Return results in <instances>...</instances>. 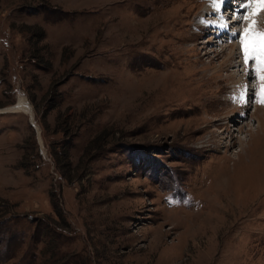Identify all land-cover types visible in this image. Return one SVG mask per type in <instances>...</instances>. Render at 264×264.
<instances>
[{"label": "rangeland", "instance_id": "1", "mask_svg": "<svg viewBox=\"0 0 264 264\" xmlns=\"http://www.w3.org/2000/svg\"><path fill=\"white\" fill-rule=\"evenodd\" d=\"M238 1L220 39L211 0H0V110L36 122L0 112V264H264Z\"/></svg>", "mask_w": 264, "mask_h": 264}, {"label": "bare ground", "instance_id": "2", "mask_svg": "<svg viewBox=\"0 0 264 264\" xmlns=\"http://www.w3.org/2000/svg\"><path fill=\"white\" fill-rule=\"evenodd\" d=\"M224 5H226V3L225 4H222L220 6V9L217 10L216 7L213 5V0H211V3L205 9V13H203L199 17L200 20H198V22L196 23L197 27H200L204 31H206L207 29H209L215 35L216 34L219 35V38L220 39H221V35H223V37H226L227 36V38H230V36L226 35V31H227V33H230L231 34V38H233V33H235V34L237 33V31L234 30L235 28H233V26L236 25V23L241 18L240 19L238 18L239 20L235 18L234 20H232L230 22H227L226 18L221 19L220 17H225L226 16V15H224V13H222L223 12L222 11V8L224 7ZM237 6H238V8H236V7L231 8V9L228 8L230 10L228 15L234 14V12L239 14L241 12V10L244 11V10H248V9L251 8V10L249 11V13L247 15L248 16V19L245 21V23H247L248 25H250L253 20H255V21H261V20L264 19V10H261L256 16H253L252 15V13L255 10V7L256 6L254 4H251L250 5V0H239ZM206 17L207 18L209 17V19L211 21V24L204 23L205 21H204L203 18H206ZM209 19H207V20H209ZM221 23H226L227 24V27H223V28L219 27L218 25H220ZM214 38H216V37H214ZM214 40L217 41V39H213L212 41H214ZM218 41H220V40H218ZM231 45H232V48L227 53V56H228L229 59H231L234 56V54H235V47H234L235 44H232V42H231ZM215 73L216 72H213L212 76L216 75L218 72L216 74ZM257 110H259V109H257ZM18 111H22V112L30 115V117L32 118L33 122H35L33 109L30 107V105L25 101V99L23 97L19 99V101H18V103L16 105L10 106V107H7V108H4V109L0 110V112H18ZM35 124H36V122H35Z\"/></svg>", "mask_w": 264, "mask_h": 264}, {"label": "snow or ice", "instance_id": "3", "mask_svg": "<svg viewBox=\"0 0 264 264\" xmlns=\"http://www.w3.org/2000/svg\"><path fill=\"white\" fill-rule=\"evenodd\" d=\"M227 2L228 0H213V5L219 10L220 6ZM251 4L256 6L252 13L253 16H256L261 10H264V0H250V5ZM244 19H248V16H244ZM207 23L211 24V21ZM255 25L256 21L253 20L249 27L245 28L240 34L241 51L243 53L245 66L249 64V61L254 59L257 64L256 71L258 73H264V32L254 31ZM218 26L223 28L227 27V24L221 23ZM233 35L235 36L236 34L233 33ZM259 79L264 81V75H260ZM259 95L261 97L260 102L264 103V85L261 86ZM239 99L244 100L243 92L240 94Z\"/></svg>", "mask_w": 264, "mask_h": 264}]
</instances>
